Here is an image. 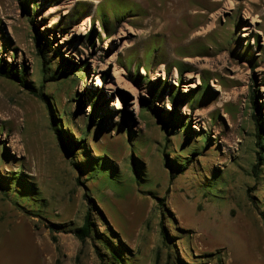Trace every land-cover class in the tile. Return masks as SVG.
<instances>
[{
    "label": "rangeland",
    "instance_id": "1",
    "mask_svg": "<svg viewBox=\"0 0 264 264\" xmlns=\"http://www.w3.org/2000/svg\"><path fill=\"white\" fill-rule=\"evenodd\" d=\"M0 60V264H110L86 213L126 264H264V0H0Z\"/></svg>",
    "mask_w": 264,
    "mask_h": 264
},
{
    "label": "trees",
    "instance_id": "2",
    "mask_svg": "<svg viewBox=\"0 0 264 264\" xmlns=\"http://www.w3.org/2000/svg\"><path fill=\"white\" fill-rule=\"evenodd\" d=\"M86 37L88 39H91L89 37V35ZM33 38L36 42V46H37L38 50L40 51L41 55H45V51L41 48V39L42 38H41V35L39 34L37 29H35V33H34ZM86 65H87L86 63L82 64L80 66L74 65L73 67H69V68L66 67V69H68V72H71L73 75H77L76 73L79 71L84 72ZM24 72H25L24 68L17 70V68L13 64H6L3 61L1 62V60H0V75L2 77L9 79V80L16 81L25 89L36 94V92H35L36 90L32 86L27 85V83L25 82ZM62 75H66V73L63 72ZM203 83H206L205 80H203ZM96 94L98 95L97 92H96ZM37 95H42V92H40V93L38 92ZM145 106L147 109H149L151 112H153V114H155L157 116L159 115V112L156 109V107L154 106L153 102H148V104H145ZM253 109L255 111L252 115H253V120H254V124H255V130L257 132V134H256V137L258 139L257 143L259 144V147L262 150V152H259L258 159L263 160L264 159V117L261 113V109L258 108V106L256 105L255 102H254ZM54 129H55V132L57 135L58 145L66 153L72 155L75 153V151L79 150L82 147V143H79L77 140L70 139L65 135H62L59 132L58 127L54 128ZM97 210L99 211L101 218L104 220L105 218H104L102 212L100 211V209L97 208ZM73 233L80 241H85L86 238H92V239L100 240L103 247L108 251V256H109L108 260H109L110 264H126L125 256H124L125 253L123 250V247L125 248V250H126V247L121 242L120 238H116V240L118 241V245L114 246L112 241L109 240L107 237H105V235L99 234L94 229V224L90 220L89 213L85 214L82 224L79 227L75 228L73 230ZM113 233L114 232H112V234ZM113 235H117V234L114 233ZM102 264H104V263H102ZM165 264H172V263L166 262Z\"/></svg>",
    "mask_w": 264,
    "mask_h": 264
},
{
    "label": "bare ground",
    "instance_id": "3",
    "mask_svg": "<svg viewBox=\"0 0 264 264\" xmlns=\"http://www.w3.org/2000/svg\"><path fill=\"white\" fill-rule=\"evenodd\" d=\"M99 84H100L99 79H96V81H95V85L97 86V85H99Z\"/></svg>",
    "mask_w": 264,
    "mask_h": 264
}]
</instances>
